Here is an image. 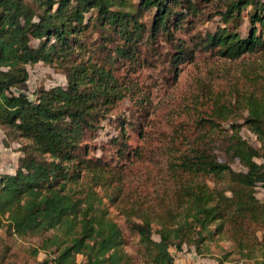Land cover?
<instances>
[{
  "label": "trees",
  "instance_id": "16d2710c",
  "mask_svg": "<svg viewBox=\"0 0 264 264\" xmlns=\"http://www.w3.org/2000/svg\"><path fill=\"white\" fill-rule=\"evenodd\" d=\"M125 6V0H0L1 144L18 143L22 153L15 174L0 175V231L40 238L32 254L41 251L45 258L37 264H175L171 250L193 247L202 255L205 243L228 229L242 257L264 264V245L256 236L264 233V204L255 196L264 184V103L252 97L243 123L226 130L223 122L237 110L220 105L215 119L208 120L210 136L198 137L177 164L182 173L214 177L224 188L205 182L182 187L185 200L175 202L180 212L171 218L126 210L127 227L138 237L136 256L125 252L124 235L106 203L92 188L80 186L89 175L96 184L114 176L103 153L96 158L90 152L103 121L127 97L118 70L128 65L134 71L142 47L152 49L161 35L170 40L172 28L183 29L198 13L195 0H138L135 10ZM216 9L223 27L196 34L192 50L177 47L167 54L175 76L195 51L234 61L264 53V0H222ZM150 11L147 25L140 13ZM39 63L60 71L66 84L37 88L30 100L27 67ZM126 126L121 120V140L115 136L110 142L129 160ZM242 128L255 137L258 149L243 138ZM234 163L242 169L235 171Z\"/></svg>",
  "mask_w": 264,
  "mask_h": 264
},
{
  "label": "rangeland",
  "instance_id": "374dc122",
  "mask_svg": "<svg viewBox=\"0 0 264 264\" xmlns=\"http://www.w3.org/2000/svg\"><path fill=\"white\" fill-rule=\"evenodd\" d=\"M197 17L190 18L183 29L172 28L173 37L161 35L152 45V49L141 48V65L134 71L118 70L116 79L119 88L125 90L127 97L118 101L111 113L102 123V129L92 143L95 149L91 156L100 157L110 166H114V176L110 181L98 184L89 176L80 186L90 187L102 198L110 215L124 235V250L136 256L139 250L138 237L131 234L126 224L125 213L137 208L140 213L153 218L163 215L176 216L179 209L175 202H184L180 189L205 182L208 187L224 188L223 182L214 177L191 176L178 170L179 158L188 152L191 144L201 136L209 137L208 120L220 105L235 106L223 129L230 124L239 125L247 116L246 100L250 97L264 103V53L245 55L236 61L219 57L208 52L195 51L194 57L179 66L178 76L169 62L167 54L175 48L192 50L196 34L215 31L223 27V22L216 12L222 0H195ZM138 0H125L124 9L135 10ZM140 19L147 25L153 11L140 13ZM243 14L242 30L248 26V19ZM146 58V63L143 60ZM29 78L27 90L65 86L66 78L58 70L45 64L28 66ZM130 70V71H128ZM17 95L19 90L13 89ZM30 100L32 96H28ZM121 120L126 121L123 141L132 154L129 160L122 158L118 144H112L111 138L120 137ZM207 120V121H205ZM241 135L254 148L259 144L254 136L242 128ZM1 141L4 138L0 129ZM121 140V139H120ZM120 140L118 142H120ZM23 143V141H21ZM13 144V143H11ZM10 144V145H11ZM10 145L6 148H9ZM19 148V145H17ZM22 153H20V157ZM232 168H242L234 163ZM256 198L264 204V184L255 188ZM127 210V211H126ZM169 212V213H167ZM135 216H131L134 220ZM154 229L158 226L153 223ZM230 230L207 241L202 255H197L194 248L183 247L181 252L171 250L175 264H252L239 253L238 245L231 240ZM256 236L264 245V233ZM158 240V236H153ZM38 237L18 238L5 229L0 231V264H37L45 254L39 252L33 256L32 249L39 248ZM78 263L83 262L77 256Z\"/></svg>",
  "mask_w": 264,
  "mask_h": 264
},
{
  "label": "crops",
  "instance_id": "0c3cea01",
  "mask_svg": "<svg viewBox=\"0 0 264 264\" xmlns=\"http://www.w3.org/2000/svg\"><path fill=\"white\" fill-rule=\"evenodd\" d=\"M18 143H13L9 148L1 144L0 138V175H14L20 158Z\"/></svg>",
  "mask_w": 264,
  "mask_h": 264
},
{
  "label": "built area",
  "instance_id": "2783aa9c",
  "mask_svg": "<svg viewBox=\"0 0 264 264\" xmlns=\"http://www.w3.org/2000/svg\"><path fill=\"white\" fill-rule=\"evenodd\" d=\"M32 91L30 90V88H29V91L27 90V92H25L28 96H32L30 93H31ZM255 138V137H254Z\"/></svg>",
  "mask_w": 264,
  "mask_h": 264
}]
</instances>
